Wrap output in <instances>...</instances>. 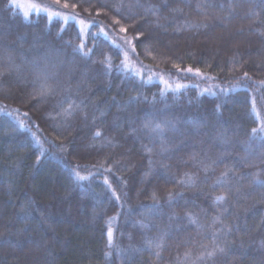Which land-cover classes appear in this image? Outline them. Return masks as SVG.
Masks as SVG:
<instances>
[{
  "label": "trees",
  "instance_id": "trees-1",
  "mask_svg": "<svg viewBox=\"0 0 264 264\" xmlns=\"http://www.w3.org/2000/svg\"><path fill=\"white\" fill-rule=\"evenodd\" d=\"M68 2L78 6L63 9L61 0L58 10L93 24L85 41L86 50L93 49L90 59L73 52L81 39L75 21H49L46 13L26 18L10 6L11 0H0V264H175L189 247L195 256L200 244L211 245L213 232L226 249L215 264H264V188L253 184L256 173L264 179V140L259 135L250 139L251 129L258 126L251 114L253 97L264 118V0ZM150 8L159 15V24L151 12L145 15ZM113 18L128 27L130 37L144 33L134 40L132 60L188 87L161 96L164 84L153 78L147 82L149 76L158 79L152 72L142 81L118 71L123 53L111 40L121 43L125 34ZM97 24L111 39L99 35ZM204 24L207 27L189 26ZM50 48L51 63H57V57L74 62L72 95L84 101L83 112L67 122L56 115L65 96L62 90L47 98L33 96L39 81L29 61L39 60ZM7 54L13 58L11 68ZM105 54L112 58L111 74L98 62ZM176 64L194 71H178ZM196 69L214 79L196 76ZM245 72L250 79L243 78ZM59 78L63 80V71ZM209 87L214 95L202 91ZM137 94L147 99L128 104ZM16 109L19 113L14 114L26 120L48 150L39 163L31 132L19 129L7 115ZM148 118L178 122L179 131L167 133L173 147L166 156L159 155V144L153 147L154 139L142 128ZM193 120L203 123L197 127L189 123ZM97 129L102 135L93 140ZM224 130L227 143L218 136ZM60 143L68 145L66 152L55 147ZM150 157L154 163L145 176ZM77 165L82 175L91 173L82 184L74 181L72 169ZM204 165H211L207 172ZM225 166L234 168L235 175L230 173L227 187H214ZM185 172L195 176L193 186L176 182ZM228 187L232 190L227 203L215 204L214 197ZM169 191L176 197L171 206ZM153 192L160 197V214L147 217L145 206L154 203ZM186 212L196 215V224L189 223ZM218 215L231 233L214 224ZM113 217L120 252L107 248L108 221ZM141 220L149 227H141ZM162 235L163 259L157 260L145 250L146 242ZM107 251L112 252L110 258L105 257Z\"/></svg>",
  "mask_w": 264,
  "mask_h": 264
},
{
  "label": "snow or ice",
  "instance_id": "snow-or-ice-1",
  "mask_svg": "<svg viewBox=\"0 0 264 264\" xmlns=\"http://www.w3.org/2000/svg\"><path fill=\"white\" fill-rule=\"evenodd\" d=\"M55 5H60L61 0H54ZM10 6L20 7V5L17 3V0H11ZM78 5L76 3L69 4L68 0H64V3L62 5L63 9H68L69 7L75 9ZM123 4L120 6H117L115 8V11L117 14H120V7H122ZM131 7V6H129ZM176 11H179V9H176ZM40 12H44L47 14V17L49 21H51L54 17L60 18L63 20L65 24L68 23V21L77 19L76 15H66L63 11H57L52 10L51 7L47 6H41L38 3H30V11H25L24 16L27 18L32 13L39 14ZM148 12H151L152 15L156 16L155 23L159 24V15L154 9H148L145 11V15L148 14ZM99 15V12L96 13ZM125 20H129L130 17L124 16ZM114 24L116 26H119V32L125 34L124 36L120 37L121 43H117L116 40H111V44L117 48L120 49V51L123 53V59L120 61V64L117 65V70L121 71L125 74H131V76L139 78L143 81L144 75H143V69L135 64V62L131 61V58L129 56V51L132 53H135V44L134 40L140 39L142 36H144V33L142 31H138L134 37H130L127 35L129 29L128 27L121 25V20L117 18H113ZM78 23L80 25L79 29V36L81 37L80 42L76 44L73 47V52L79 54L84 59H90L93 55V49L87 48L86 50V39L88 35V29L93 26L92 23L86 22L84 19H79ZM99 28V35H103L106 39H111L109 37L108 32L105 31L103 25L97 24L96 25ZM190 27H207L206 24L204 25H189ZM132 27H135V21L132 22ZM61 32L64 31V29H60ZM242 33V30H241ZM39 39V38H37ZM69 46H72L71 41L68 42ZM37 44L34 43L33 47H36ZM149 54H151L149 52ZM50 55H51V48L44 53V55L39 59H32L29 61L35 68L36 71V79L39 81V87L35 89L33 96H38L40 98H47L50 96L57 95L61 90L65 93L64 99L61 100L58 104V110H57V116L62 118L64 122H67L71 120L72 117H74L77 112H83L82 105L84 104V101L77 102L76 99L73 98L72 95V88H71V82L73 78V74L75 72L74 62L71 60L65 61L63 59H59L57 57V63H51L50 62ZM7 59L9 61V68L13 66L12 63V56L11 54H7ZM105 69V74H111L112 68H113V62L110 55L105 54L103 56V59L98 61ZM174 67L178 71H186L188 73H193V69L191 67H188L187 69H181L179 64L174 65ZM17 70H19V66H16ZM63 71V80L59 78L60 72ZM3 73H0V76H2ZM83 75V74H82ZM153 75H156L158 79L161 81V83L164 84V89L161 91L160 95L164 96L168 91L172 92H179L180 90L187 88L188 85L180 83L179 81L170 82L169 80L164 78V75L162 73H154ZM195 75L201 77L202 79L207 80H213L214 77L206 76L204 73H202L199 69L195 70ZM243 78H249L248 73L245 72L243 74ZM152 81V76L148 77L147 82ZM264 84V81L260 82ZM79 87V86H78ZM215 87H219L216 85ZM221 92H226L228 90L226 89H220ZM203 92H208L209 94H215L213 92L212 87H209L207 89H204ZM202 92V94H203ZM141 99H147V97H142L140 94L130 96L128 100V104L138 103ZM252 116L255 118L257 127L251 129L250 139H256L259 135V139L264 140V118H261L260 111L256 107V99L255 97L252 98ZM123 107V106H122ZM218 111V108H217ZM14 113H19V109L14 110V112H8L7 115L13 117L16 124L18 125L19 129L26 130L31 132V126H29L26 123L25 119L19 118V116L15 115ZM25 117H27V113L23 114ZM50 118L51 117V114ZM103 115V113H101ZM84 118L87 119V114L84 113ZM176 121L163 119V120H156L155 118H148L145 119L142 122V128L147 130L149 136L154 139L153 147H155V144H159V155L160 156H166L167 153H169L172 150V145L167 140V133L169 131H179L177 127ZM189 123L193 124L194 126H199L203 121L193 120L189 121ZM38 127V125H36ZM133 132L136 131L135 128L132 129ZM32 138L34 140L35 145L39 149V155L37 158V163H39L40 157H44L46 153L48 152L47 149L44 148V141L41 140L39 136L36 135L35 132H31ZM102 133L97 129L94 131L92 139L95 140L99 137H101ZM218 136L221 140H223L225 143H227V130H224L222 132L218 133ZM49 143H51L49 141ZM111 143V141H109ZM55 147L60 152H66L68 150V145L64 143L56 144ZM153 147L145 146V150L151 154L153 152ZM53 158H55V155L52 154ZM195 159V157H192ZM149 163V172L145 173V176H148L151 172L152 165L154 161L151 159V157L148 160ZM202 163V162H201ZM213 164L216 163V161L212 162ZM163 167H167V165H162ZM211 165H204V171L207 172L209 170V167ZM103 167V165H101ZM80 168L79 165H77L75 168L72 169V173L74 176V181L77 184H82L84 181H88L90 179V175H82L81 172L78 170ZM106 171H111V167L107 168ZM230 173L232 175H235V170L232 167L225 166L224 171L221 172V174L216 178L214 187H227L229 184V176ZM177 183L185 186L190 187L193 186L196 183V178L193 174L185 172L183 178L176 181ZM104 183L109 187V189L112 191L113 195L117 200L120 199L118 195H116L115 189L111 188L110 183L108 182L107 178H105ZM253 184H255L258 187L264 188V179H260V174L256 173L254 174L253 178ZM231 188L228 187L227 192H224L220 195H216L214 197V203L217 205H224L227 203L229 199V193L231 192ZM178 195V194H177ZM167 201L169 203V206L172 205V203L175 201L176 197L174 194L169 191L167 193ZM151 199L154 201L152 205L145 206L148 209V212L146 214L147 217L157 216L159 215V200L160 197L157 195L156 192H153L151 195ZM225 211H227V208H225ZM175 215V213L173 214ZM189 223L196 224L197 223V217L191 212L185 213ZM22 219H27V217H23ZM116 217L110 218L108 221V228H107V248L109 249H115L117 252H120L121 249L119 248V245L115 243L114 240V229L112 228V223L116 221ZM169 219H172V217H169ZM141 227L147 228L149 227V223H145L144 220H141L138 222ZM220 223L223 226L221 227L220 231L225 233H231L232 229L226 225L223 224V221L221 220L220 216H216L214 218V224ZM166 235V234H164ZM164 235L161 237L155 239V240H148L146 242L147 247L145 250L150 251L152 255L156 257L157 260H162L163 257L161 255L162 250L164 249ZM219 239V236L216 232H213L212 234V244H200L199 250L193 256V252L191 248L189 247L188 250H186L183 253V256H177L175 264H215L216 258L220 255H224L226 252L225 247L221 246L219 243H217V240ZM131 247V246H130ZM135 252H139L140 249H132ZM112 255L111 251L105 252V257L110 258Z\"/></svg>",
  "mask_w": 264,
  "mask_h": 264
},
{
  "label": "rangeland",
  "instance_id": "rangeland-1",
  "mask_svg": "<svg viewBox=\"0 0 264 264\" xmlns=\"http://www.w3.org/2000/svg\"><path fill=\"white\" fill-rule=\"evenodd\" d=\"M38 3V4H40L42 7L43 6H47V7H51L52 8V10H57V11H59L60 9L58 8L59 6L58 5H54V4H52L50 1H48V0H17V3L20 5V7H15L16 9H19V11L24 15V12L25 11H30V3ZM59 9V10H58ZM40 13H44V12H40ZM32 14H34V13H32ZM66 15H69V16H72V15H70V14H68V13H65ZM78 18L77 19H75V20H69V21H75L76 23H78ZM79 24V23H78ZM80 26V25H79ZM130 52V51H129ZM130 58H131V55H130ZM131 61H133V62H135V64L137 65V66H139V67H141L142 69H143V75L144 74H146L147 73V71H148V73L147 74H149V72L151 73L152 71H150V70H148L147 68H144L143 66H141V64L137 61V60H132V58H131ZM153 74H154V72H152ZM153 79H155V80H157V81H160V80H158L157 78H155V77H152ZM203 91V90H202Z\"/></svg>",
  "mask_w": 264,
  "mask_h": 264
}]
</instances>
